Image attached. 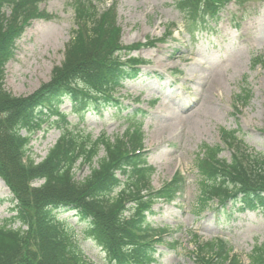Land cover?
Segmentation results:
<instances>
[{
  "label": "trees",
  "instance_id": "1",
  "mask_svg": "<svg viewBox=\"0 0 264 264\" xmlns=\"http://www.w3.org/2000/svg\"><path fill=\"white\" fill-rule=\"evenodd\" d=\"M44 1L0 0V179L17 202L16 216L0 223V264H92L81 249V242L88 239L105 253L107 264H153L156 245L164 244L167 230L149 224L146 213L152 214L158 200H175L184 179L179 175L158 191L153 187L155 169L142 152L146 113L141 118L140 112L129 115L122 135L96 137L67 122L60 107L70 100L83 109L81 121L86 112L103 116L108 106L123 108L118 94L137 75L134 67L141 63L128 56L164 40L123 46L116 6L100 13L95 0H75L77 29L64 61L39 90L14 96L5 88L6 66L30 23L49 19L40 8ZM230 1L179 0L175 8L194 36L209 31ZM261 62V57L254 58L252 65ZM250 97L243 90L234 102L244 103ZM53 116L60 117L61 136L46 158L36 162L28 156L30 134ZM220 135L224 148L204 145L196 159L200 180L192 204L198 207L195 213L215 203L227 216L246 210L264 213V154L252 151L237 132L222 128ZM225 148L232 152L230 160L220 158ZM81 169L88 174L78 179ZM36 183L40 184L33 186ZM58 209L76 210L87 227L79 231L59 220ZM17 222L20 226L14 228ZM198 248L199 264H241L222 241ZM250 259L251 264H264V244L254 248Z\"/></svg>",
  "mask_w": 264,
  "mask_h": 264
},
{
  "label": "rangeland",
  "instance_id": "2",
  "mask_svg": "<svg viewBox=\"0 0 264 264\" xmlns=\"http://www.w3.org/2000/svg\"><path fill=\"white\" fill-rule=\"evenodd\" d=\"M74 1L45 0L41 9L49 19L33 21L16 42L5 77V88L13 95L33 94L64 61L66 46L77 29ZM177 1L95 0L100 13L116 5L124 46L161 39L174 24L175 33L156 48L132 53L149 63L125 83L120 93L125 109L116 113L109 108L103 117L90 112L83 123H79L81 109L69 100L62 103L60 112L71 124H79L95 136L106 133L111 137L125 132L129 114L136 110L147 113L143 130L148 162L156 168L153 186L159 189L178 174L186 181L180 198L171 204L158 202L149 216L155 226L169 228L168 247L160 248L157 264H199L197 244L204 247L218 240L243 264H251L254 248L264 244V214L234 212L229 220L220 214L224 220L218 224L216 208L196 216L192 204L200 180L196 159L203 145L221 144L220 129L240 130L239 139L264 154V63L252 65L254 58L264 59V0L231 3L217 24H211L212 31L195 38L186 32L174 8ZM243 90L250 92L249 101L234 104V95ZM59 125L61 120L54 116L31 133L29 157L36 162L46 158L61 135ZM221 157L229 160L231 152L224 150ZM87 174V169H81L77 177ZM15 205L10 190L0 181L1 224L16 215ZM57 214L78 229L86 226L75 211L62 209ZM194 235L199 236L198 241ZM81 248L93 264H106L105 254L91 240H83Z\"/></svg>",
  "mask_w": 264,
  "mask_h": 264
}]
</instances>
